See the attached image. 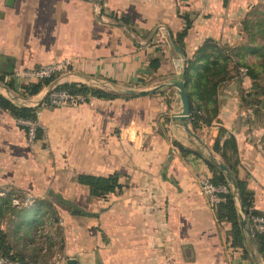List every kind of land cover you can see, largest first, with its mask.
I'll use <instances>...</instances> for the list:
<instances>
[{
  "label": "crops",
  "instance_id": "0c3cea01",
  "mask_svg": "<svg viewBox=\"0 0 264 264\" xmlns=\"http://www.w3.org/2000/svg\"><path fill=\"white\" fill-rule=\"evenodd\" d=\"M223 1L0 0V74L66 59L67 69L57 73L64 82L87 84V76L141 88L166 84L178 71L171 34L182 29L184 10L193 18L184 38L188 56L206 38L240 33L230 22L244 16L240 6L246 0H227L226 6ZM111 14L128 16L131 28ZM153 57H160L155 73L149 67ZM21 82L16 80L13 90L0 84V93L17 104L40 103L45 135L29 143L15 118L0 109V186H8L3 192L14 200L26 199L22 224L37 222L52 209L60 216L62 241L54 264L68 258L75 264H264L249 229L243 246L231 245L230 224L217 221L198 182L200 173L212 177L205 160L223 164L212 149L214 139L232 134L237 176L264 215V141L257 139L264 126H245L234 79L219 87L217 114L196 134L174 118L180 100L173 86L49 107L42 102L46 88L21 97ZM177 144L195 153L183 154ZM79 173H118L123 187L92 197L75 181ZM42 200L47 204L38 207ZM11 242L26 254L34 244Z\"/></svg>",
  "mask_w": 264,
  "mask_h": 264
},
{
  "label": "trees",
  "instance_id": "16d2710c",
  "mask_svg": "<svg viewBox=\"0 0 264 264\" xmlns=\"http://www.w3.org/2000/svg\"><path fill=\"white\" fill-rule=\"evenodd\" d=\"M223 4L226 6L227 0H224ZM191 15L192 14L186 10L179 14V17L183 21V27L180 31L171 34V40L173 53L177 52V48L185 58L184 83L190 108V117L186 122L190 124L193 134H196L198 129L210 125L212 119L217 114V92L221 84L233 78L231 76V68L237 70L239 66L244 65L247 67L248 75L252 79L257 78V76L262 73L264 70V43L255 46L251 51V53L255 54V58L260 56L263 57L260 63L254 61L248 64L244 62V60H235L233 55L227 52L220 44V41L212 37L206 38L193 54L188 56L184 50V38L193 24ZM111 16L116 22L125 25L127 28H131V20L128 16L117 17L112 14ZM242 23L244 29L248 30L252 41H254L257 36L264 39V10L262 14L255 19H251L250 16L245 17ZM229 64L232 65L230 66ZM159 66L160 57L150 58L149 67L153 73L157 71ZM14 71L13 69H8L0 74V84L8 90H13L15 88L16 79L12 77ZM57 77L58 75L55 74L49 78L21 82L18 84V92L21 97L36 95L42 89L49 86ZM54 89L67 90L71 93L80 92L88 94L91 97L106 99L120 95L112 90H104L81 82H63L58 84ZM161 93H163V91ZM121 95L132 96L127 94ZM256 96V92L248 93L244 98H241V100L246 102L249 97H252V100H249V102L256 103L258 102ZM46 100L47 97L45 96L42 102ZM39 104L37 106L17 104L0 93V109L7 111L14 118L35 119V111L38 109ZM19 127L26 134V128L21 125H19ZM41 136L42 131L38 129L36 139ZM221 136L219 135L214 139L212 149L223 159V164L226 166L231 180L227 179V174L219 167V163L210 159L205 160L212 171L211 181L215 184H224L228 188V193L225 195L226 200L218 204L214 209L215 217L219 223L228 222L230 224V228L227 231V240H230L232 246H243L245 234L249 229L252 239L257 244L258 252L264 261V233L255 232L246 217L249 213V207L253 206L254 194L253 191L247 187V182L237 176L236 166L238 165V158L236 139L232 134H228L223 140ZM177 147L183 154L195 153L188 148H184L181 144H177ZM75 181L86 186L89 195L97 198L105 197L108 193L120 190L123 187L119 182L118 173H111L105 176L79 173L75 176ZM9 198L10 196L6 194L4 198H0V204L4 206L10 205ZM59 202L61 204H68V202L62 198H60ZM44 203L47 204L45 200L39 201L37 202V206L40 207V205ZM238 203L242 206V212L245 217L242 216ZM4 206H0V212ZM78 211L80 212V210ZM254 212L259 213L257 210H254ZM243 218L245 219L244 227L241 226ZM0 256H10L11 258L19 259L24 262L37 263L32 253L26 254L23 250H15L11 240L8 238L7 232L1 227Z\"/></svg>",
  "mask_w": 264,
  "mask_h": 264
},
{
  "label": "rangeland",
  "instance_id": "374dc122",
  "mask_svg": "<svg viewBox=\"0 0 264 264\" xmlns=\"http://www.w3.org/2000/svg\"><path fill=\"white\" fill-rule=\"evenodd\" d=\"M241 13L244 14V16L241 17L238 21H231L230 22V28H234L236 31H240L239 34H237L236 37H227L224 40H219L220 44L226 49L227 52H230L233 55V58L235 60H244V62L250 64L254 61L257 63H260L263 59V57H257L255 58V54L251 53V51L255 48L257 45H261L264 43V39L261 37H256L254 41L251 40V37L248 33V30L244 29V25L242 21L245 17H249L251 19H255L257 16H260L262 14V11L264 10V0H246L245 3H243L240 6ZM230 66L232 64H229ZM177 66V65H176ZM179 68V65L177 66V70ZM231 76L228 81L234 79V84H232V88L237 91H239L240 100L241 98H244V96L248 93H257L256 98H258V102H249V100H252V97H249L247 101L243 102L241 100L240 106H241V112H243V122L246 127H255L256 129L258 127L264 126V70L262 73H260L257 78L252 79L248 75V69L244 65H241L238 67L237 70L231 68ZM242 78V79H241ZM228 81L221 84V86H225V84L229 85ZM231 85V84H230ZM91 86V85H90ZM244 86V88H242ZM135 88H141L138 86H131ZM246 98V97H245ZM242 122V123H243ZM259 129V128H258ZM257 136V139L264 141V130L261 131ZM9 187H2L0 186V193H4L3 189H8ZM11 188V187H10ZM15 192V188L12 187V189ZM11 192V191H9ZM5 194H0V198H4ZM14 200L12 197L9 198V204L8 206H4L2 211L0 212V227L7 232L9 240H13V243H20L24 242L25 240L28 241V243H34L33 246L27 247L29 254H33L35 257V261L38 262H53L55 257L58 256V252H60L61 249V241H62V231L59 224V217L58 214H55V212L50 211V213L44 214V216H40L39 220L37 222H34L33 224H22L19 223L20 219L18 218H24V214H21L22 206L25 203L26 199L23 197H16ZM18 204V205H17ZM20 206V207H17ZM58 220V221H57ZM53 221L54 225H53ZM62 220L60 219V222ZM45 222V223H44ZM19 225V227H18ZM43 239H42V238ZM37 240H50L51 246L46 251H41L39 248L40 245ZM49 241V242H50Z\"/></svg>",
  "mask_w": 264,
  "mask_h": 264
},
{
  "label": "built area",
  "instance_id": "2783aa9c",
  "mask_svg": "<svg viewBox=\"0 0 264 264\" xmlns=\"http://www.w3.org/2000/svg\"><path fill=\"white\" fill-rule=\"evenodd\" d=\"M69 65V61L66 59L39 65L34 68H24L20 70H15L12 74L16 80H21L23 82H30L37 79L49 78L52 75L57 74L59 71L66 70ZM176 65H179V62H176ZM47 100L44 104L49 107H60L62 105H71L77 106L81 104L90 103L93 97L88 94H83L80 92L71 93L67 90H51L47 95ZM35 119H23L15 118L18 125L24 126L26 128V137L29 143L33 142L36 139L37 130L40 129L43 134V126L38 120L39 109L35 111ZM200 190L202 194L207 198V202L212 209H215L218 204L226 200V193H228V188L224 184H215L211 179L206 175L200 173L198 178ZM255 208L253 206L249 207V213L247 218L255 232L264 233V215L261 213H255ZM243 217H245L242 214ZM58 221V220H57ZM53 221V225H54ZM45 223V222H44ZM59 224H62L59 219ZM42 238V237H41ZM43 239V238H42ZM41 251L47 250V240H37ZM0 264H54V262H38V263H28L21 261L19 259L11 258L10 256H0Z\"/></svg>",
  "mask_w": 264,
  "mask_h": 264
},
{
  "label": "water",
  "instance_id": "95a60500",
  "mask_svg": "<svg viewBox=\"0 0 264 264\" xmlns=\"http://www.w3.org/2000/svg\"><path fill=\"white\" fill-rule=\"evenodd\" d=\"M177 53L179 54V68L177 71V74L175 76V78L171 81H169L168 83H163L160 85H156L153 87H149V88H135V87H131V86H125V85H121V84H117L115 82H111L105 79H96L93 77H87L84 76L83 78L86 80L87 84H90L91 86L93 85H102L106 88H109L112 91L121 93V94H128V95H136V96H140V95H147L150 94L152 92L158 91L161 88H163L164 86H173L175 89V92L177 94V96L179 97L180 100V108L177 114L174 115V118L176 119H180V120H184V125L186 127V130H188L187 125H186V120L189 119L190 117V108H189V99L187 96V92H186V88H185V83H184V63H185V58L184 56L179 52V50L176 48ZM64 82V77H58L56 78L49 86L46 87L45 93L43 95V98L51 91L53 90L58 84L63 83ZM196 138V136H194ZM219 167L224 170L227 174V179L231 180L230 175L227 172V168L225 165L223 164H219ZM239 208H240V212L241 214H243L242 212V206L240 205V203H238ZM241 226H245V219L243 218L241 221ZM248 234H251V231L248 230ZM66 264H75V259L73 258H68L66 260Z\"/></svg>",
  "mask_w": 264,
  "mask_h": 264
}]
</instances>
